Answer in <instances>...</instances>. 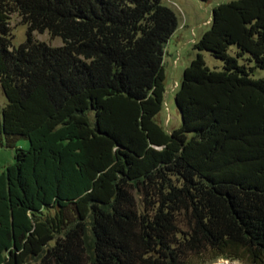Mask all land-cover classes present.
Returning <instances> with one entry per match:
<instances>
[{"label": "trees", "instance_id": "16d2710c", "mask_svg": "<svg viewBox=\"0 0 264 264\" xmlns=\"http://www.w3.org/2000/svg\"><path fill=\"white\" fill-rule=\"evenodd\" d=\"M11 13L62 44L12 46ZM209 19L167 131L161 0H0V264H264V0Z\"/></svg>", "mask_w": 264, "mask_h": 264}, {"label": "rangeland", "instance_id": "374dc122", "mask_svg": "<svg viewBox=\"0 0 264 264\" xmlns=\"http://www.w3.org/2000/svg\"><path fill=\"white\" fill-rule=\"evenodd\" d=\"M230 0H161V2L173 10L177 17V27L175 31L168 38L164 46L163 65L165 72V92L164 105L162 110L156 115V121L163 124L167 131L178 127L181 124V116L174 101L175 91L179 83L183 69L196 56L197 52L192 48V43L199 38V36L207 29L209 24V17L214 6L221 2ZM8 27L10 34V41L12 46L24 42L28 36L33 40L45 42L51 46H58L62 44L59 36H53L47 31H28L27 24H25L17 13H11L8 17ZM235 48L231 46L229 53L234 54ZM202 55L206 65L213 69H221L222 60L214 57L208 51H199ZM259 76H264V72L258 71ZM7 102L5 95L0 86V105ZM15 145L18 147L27 148L28 141L24 138L16 140ZM14 149L6 146L4 143L0 144V172L14 161ZM135 200L138 208H142L140 202L141 196L134 192ZM184 216L182 214L177 216L179 232L176 236L181 237L182 231L186 229ZM199 260H195V264H200ZM220 259H216L212 263L216 264ZM235 264H245L239 260L224 259Z\"/></svg>", "mask_w": 264, "mask_h": 264}, {"label": "bare ground", "instance_id": "6f19581e", "mask_svg": "<svg viewBox=\"0 0 264 264\" xmlns=\"http://www.w3.org/2000/svg\"><path fill=\"white\" fill-rule=\"evenodd\" d=\"M216 264H235V263L230 262L228 260L220 259Z\"/></svg>", "mask_w": 264, "mask_h": 264}]
</instances>
